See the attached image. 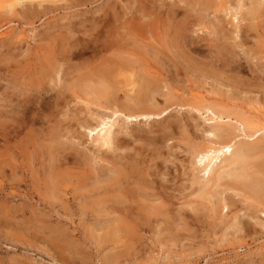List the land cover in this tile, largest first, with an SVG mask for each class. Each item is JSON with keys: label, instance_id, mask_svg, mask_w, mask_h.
I'll return each instance as SVG.
<instances>
[{"label": "rangeland", "instance_id": "374dc122", "mask_svg": "<svg viewBox=\"0 0 264 264\" xmlns=\"http://www.w3.org/2000/svg\"><path fill=\"white\" fill-rule=\"evenodd\" d=\"M102 117L125 151L80 127ZM240 117L264 125V0H0V264H264ZM217 127L258 192L193 162Z\"/></svg>", "mask_w": 264, "mask_h": 264}, {"label": "bare ground", "instance_id": "6f19581e", "mask_svg": "<svg viewBox=\"0 0 264 264\" xmlns=\"http://www.w3.org/2000/svg\"><path fill=\"white\" fill-rule=\"evenodd\" d=\"M234 15V14H233ZM157 71V70H156ZM157 73V72H156ZM59 74V73H57ZM58 76V75H57ZM148 86H150V84H148ZM147 86V87H148ZM99 93V92H98ZM211 105V104H210ZM208 106V105H207ZM214 107V106H213ZM222 107V106H220ZM205 108V107H204ZM203 108V110H206L208 113H210V118H208L211 121H216V120H220L222 118V112L219 111V109L216 108H212V107H206L205 109ZM219 108V107H218ZM202 109V108H201ZM223 109V108H222ZM198 111L200 109H197ZM258 110V109H257ZM226 110H224L223 112H225ZM117 112H120V114H123L126 118H137V117H149L151 114H143L142 113H135L132 112L131 110L127 109V110H115L113 113L116 114ZM161 113V112H160ZM259 113V112H258ZM113 114V115H114ZM119 114V113H117ZM155 114V113H154ZM157 114V113H156ZM155 114V115H156ZM255 114V112H254ZM225 115V114H223ZM102 116V115H101ZM254 117H260L259 115H253ZM97 117V116H96ZM227 117V116H226ZM225 118V117H223ZM230 118V117H229ZM241 118H243L242 120H240ZM99 119V116H98ZM240 119L237 121L238 123V129L240 132V135L248 138L250 140H255L258 139L259 136L264 133V125L256 120H246L244 119V117H240ZM262 119V118H261ZM237 120V119H236ZM88 121V120H87ZM83 122L82 124H80V127H83L85 130L88 131L87 134H89L92 138L93 135H95V139L98 143L101 144V146H105V147H109L112 146L114 149L118 150V151H125L126 146L123 145L122 143L118 142L117 140H115V138L113 137V131L112 128L114 127V120L111 119L110 117H102L100 118V120L95 124L92 125L91 123L88 122ZM224 121V120H223ZM261 121V120H260ZM229 122V121H228ZM233 122V121H232ZM229 125V124H228ZM222 126V125H220ZM211 130V129H209ZM225 130V129H224ZM228 131V130H226ZM225 131V132H226ZM209 133V132H208ZM213 135H215V137H217L216 140L211 141L210 145H207L205 148L201 149V150H196L192 156L194 159L193 162H202L203 166L201 168V171L204 173L205 177L207 178H211L214 181V170L215 167H217V163L218 161L221 163V157L227 155H231L232 154V150H233V146H235L236 144H234L233 139L235 138L234 136H223V130H221L220 128H213L212 132ZM230 133V132H227ZM232 134V133H231ZM115 136V135H114ZM237 139V138H236ZM93 140V139H92ZM95 141V142H96ZM235 141V140H234ZM96 142V143H97ZM207 143V142H206ZM243 146V145H242ZM111 147V148H112ZM246 146L244 145L243 148H241L238 152L236 157L238 158L237 160H224L222 164L223 168L225 170V168L227 167H231L232 165H239V167L237 168V173L236 174V179L239 178V181H242V186L247 187L250 189V191H257L258 192V182L257 180L254 178L253 176V171L255 170L256 174L260 173V169L261 167L264 165L262 164V166H259L261 164H256V163H250V162H246L244 159H246V157L249 155V153H251V148H245ZM256 149V148H255ZM137 150V149H136ZM237 151V150H236ZM250 151V152H249ZM235 156V155H234ZM230 157V156H229ZM228 157V158H229ZM235 158V157H234ZM248 158V157H247ZM197 159V161L195 160ZM233 159V158H232ZM132 160V156L131 155H126L124 152L123 153H119L117 154L116 158H115V164H118L120 166V168L118 169V171L120 170H126L128 169L129 165H130V161ZM223 160V159H222ZM196 164V163H195ZM220 164V165H221ZM194 165V163L192 164ZM234 165V166H235ZM196 166V165H195ZM199 167V166H198ZM256 168V169H255ZM194 169V167H193ZM230 169V168H229ZM221 170V168H220ZM223 170V169H222ZM233 170V169H232ZM253 170V171H252ZM233 172V171H232ZM231 172V173H232ZM253 172V173H252ZM202 173V174H203ZM212 174V175H211ZM219 174V173H218ZM222 174V173H221ZM228 174V172H227ZM255 174V173H254ZM200 175V174H199ZM192 176L194 177V175L192 174ZM212 176V177H211ZM223 175H220V177ZM232 176V175H230ZM217 177V176H216ZM219 177V175H218ZM217 177V178H218ZM219 177V178H220ZM218 178V179H219ZM208 179V180H209ZM221 179V178H220ZM200 180V179H199ZM216 180V179H215ZM203 182V181H202ZM260 183V182H259ZM262 188V187H261ZM260 188V189H261ZM230 189V188H229ZM263 189V188H262ZM226 206V205H224ZM223 208V206L221 207V209ZM264 212V210H262V213Z\"/></svg>", "mask_w": 264, "mask_h": 264}]
</instances>
